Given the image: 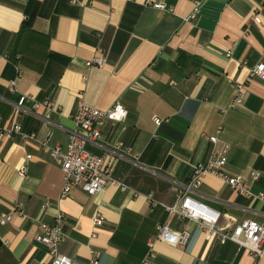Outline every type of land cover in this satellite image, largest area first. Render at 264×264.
Wrapping results in <instances>:
<instances>
[{
	"label": "crops",
	"instance_id": "crops-1",
	"mask_svg": "<svg viewBox=\"0 0 264 264\" xmlns=\"http://www.w3.org/2000/svg\"><path fill=\"white\" fill-rule=\"evenodd\" d=\"M96 55L104 64L86 65ZM258 63L264 0H0V118L33 135L0 136V214L14 207L23 213L0 225V264L49 263L35 238L58 211L59 252L73 264H88L92 251L98 264H143L160 223L189 237L177 245L156 240L149 264H264L167 210L195 165L217 148L211 135L229 144L224 171L264 192V79L250 75ZM238 83L243 100L232 104ZM21 95L30 98L19 107ZM79 100L102 110L119 102L127 110L121 121L106 119L88 145L112 163L125 190L108 184L89 195L73 187L61 197L63 172L49 149L66 148ZM252 171L260 173L255 180ZM190 194L220 212L224 231L245 219L264 224V200L217 176L207 174Z\"/></svg>",
	"mask_w": 264,
	"mask_h": 264
},
{
	"label": "built area",
	"instance_id": "built-area-1",
	"mask_svg": "<svg viewBox=\"0 0 264 264\" xmlns=\"http://www.w3.org/2000/svg\"><path fill=\"white\" fill-rule=\"evenodd\" d=\"M163 7L164 5H157ZM194 9V13L197 11ZM254 21L261 22L259 15H254ZM229 54V53H228ZM105 57L94 56L91 60H87L86 65L92 64L103 65ZM250 75L264 79V63H258L250 69ZM15 80L11 81V89ZM242 84L235 85L234 103H241L243 100ZM30 97L21 95L18 101V106H22ZM33 106L38 107L43 104L49 111L53 109V105L47 101L42 103L33 100ZM127 115L125 107L119 103H113L107 109H100L95 106L85 103L83 100L77 101V104L72 113V121L74 129L70 132L69 141L65 149L59 145H55L49 149V158L57 164L63 172L64 185L61 190V197L67 196L73 187H79L89 195L99 193L105 185H113L125 190L126 186L112 177V163L107 161L102 155L95 154L88 149V145L96 144L100 134L101 127L106 119L112 121H121ZM156 123L160 119H155ZM14 134H20L24 139H32L33 135L24 133L21 125L13 123L11 126H3L0 118V136L11 138ZM50 132H48V136ZM208 139L213 144L214 148L209 159L206 162L195 165L193 173L189 181L181 185L178 190L177 202L175 206L167 207L171 214H177L181 218L188 219L196 223L198 228L203 231L207 239L215 236L221 243L226 240H232L239 247L245 248L252 256L264 258V224L253 219H245L235 225L232 231H224L218 226L220 212L215 210L201 201L191 196V192L195 191L203 182V178L207 174L222 179L230 188L239 194L251 198L264 200V192L254 193L249 186L244 182L241 175H229L224 171V166L227 161V153L229 144L215 135L208 136ZM118 143L117 148H119ZM30 157L29 155L27 156ZM23 172V170H22ZM251 177L255 180L259 177L258 171H252ZM49 206V202L45 201L42 208ZM23 214L20 207H14L11 212L0 214V225L9 221L13 214ZM64 215L58 211L52 223H41V231L36 236V241L43 244L48 254L51 256L49 263L42 264H73L72 260L59 252V244L63 238L62 223ZM93 224L99 226L103 221V216L96 213L92 218ZM157 232L148 242V253L143 261V264H149L148 261L154 256L153 244L156 240H161L171 245L185 244L189 237V232L184 230L176 232L171 230L167 223H160L156 226ZM95 231L91 236H95ZM98 252L92 251L88 264H98Z\"/></svg>",
	"mask_w": 264,
	"mask_h": 264
},
{
	"label": "trees",
	"instance_id": "trees-1",
	"mask_svg": "<svg viewBox=\"0 0 264 264\" xmlns=\"http://www.w3.org/2000/svg\"><path fill=\"white\" fill-rule=\"evenodd\" d=\"M23 30V29H22ZM113 56V59H116V57H117V54H114V55H112Z\"/></svg>",
	"mask_w": 264,
	"mask_h": 264
}]
</instances>
